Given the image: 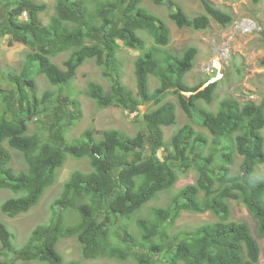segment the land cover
<instances>
[{
	"label": "trees",
	"instance_id": "16d2710c",
	"mask_svg": "<svg viewBox=\"0 0 264 264\" xmlns=\"http://www.w3.org/2000/svg\"><path fill=\"white\" fill-rule=\"evenodd\" d=\"M4 1L6 22L0 35H8L10 45L21 42L31 51L20 72L0 74L12 84L0 87L6 106L0 114V190L18 194L2 202V212L15 217L37 205L57 181L58 170L69 155L88 157L92 170L72 173L51 206L49 221L38 224L24 244L17 245L12 231L0 221V256L4 257L0 264L20 260L81 264L64 261L58 249L64 237H76L85 259H133L135 264H262L250 226L232 219L230 200L247 207L264 235V176H255L264 163V102L241 104L228 97L221 100L217 111L201 107V101L215 100L222 78L190 85L185 77L194 68L199 48L191 45L181 55L172 54L166 48L171 40L168 24L141 5L142 0H55V12L47 24L40 15L45 3ZM200 3L204 13L190 18L177 5L169 17L179 27L198 30L208 29L211 18L222 26L234 21L231 13L211 0ZM25 11L28 18L21 19ZM119 19L122 23L117 26ZM142 32L152 37L154 44L148 46ZM119 41L140 51L134 68L136 92L123 82ZM63 52L69 57L61 67L52 57ZM89 60L113 78L110 90L90 81L88 95L101 108L120 106L135 111L140 104L151 103L153 108L143 115L148 131L139 130L131 136L113 128L103 130L97 138L93 130H86L78 139L68 138V127L82 116L73 81L78 68ZM260 64L264 66V58ZM38 74L58 88L40 94ZM151 76L159 81L154 90ZM62 92L70 96L68 110L63 115L54 113L51 122L44 123L47 134H29V122L42 120ZM169 92L176 95L192 120L209 130L211 139L187 123L169 142L165 140L164 127L177 122L176 104L166 100ZM5 142L23 154L26 169L11 166L12 155ZM147 142L152 147L149 156L144 152ZM236 153L243 160L239 170L232 172ZM188 169L198 172L196 182L183 186L167 206L155 207L151 217L137 218L139 233H135L129 220L159 193L172 189L178 171ZM106 198L101 212L100 202ZM208 210L216 216L215 221L170 234L183 211ZM72 214H77V219L68 223ZM173 238L178 241L168 246Z\"/></svg>",
	"mask_w": 264,
	"mask_h": 264
},
{
	"label": "rangeland",
	"instance_id": "374dc122",
	"mask_svg": "<svg viewBox=\"0 0 264 264\" xmlns=\"http://www.w3.org/2000/svg\"><path fill=\"white\" fill-rule=\"evenodd\" d=\"M39 3H45L46 9L41 12L43 23L47 24L50 17L55 12V0H35ZM216 6L228 11L234 17V21L228 26H222L214 19L208 29L198 30L188 26L179 27L173 21L169 14L180 5L184 13L192 18L198 14L204 13L200 0H163V3L157 4L154 0H142L141 5L146 7L149 12L162 18L169 26L171 33L170 43L166 48L172 53L181 55L183 51L191 45L199 48V53L194 62V68L186 74V81L190 85L199 84L208 78L209 82L222 78L220 81L216 98L212 103L201 101L199 105L211 111H217L220 102L224 98H232L243 104L247 101H253L257 104L264 102V66L260 60L264 58V0H211ZM6 5L4 0H0V29L6 22ZM122 23L117 20L116 25ZM244 27V28H243ZM143 33V32H142ZM147 38V45L154 44L152 37L143 33ZM103 39V35L101 36ZM9 36L0 35V74L7 75L9 72H20L26 60V55L31 51L30 47L24 43L15 42L9 44ZM118 50V59L121 64L123 82L136 92V79L134 74L135 60L140 54L137 49L125 46L121 41ZM224 45V46H223ZM223 46V47H222ZM69 57L68 52L60 53L52 60L63 67V62ZM221 57V62H217L218 67L213 63ZM221 75V76H220ZM112 75L108 71H103L93 60L86 61L77 70V75L73 81L74 95L81 103L82 116L67 129V136L70 140L78 139L86 130H93L97 138L101 137V132L106 129H119L129 135H135L139 130L148 131L144 120V113L153 108L151 103L140 104L135 111L122 108L120 106H109L101 108L97 102L92 99L88 93V83L97 81L103 85L106 90H110L112 84ZM37 89L40 94L46 90H56L58 87L50 83L43 74H38ZM159 85L155 76H151L150 87L154 90ZM207 85V83L205 84ZM204 85V86H205ZM0 87L10 88L12 84L5 79L0 78ZM189 94V93H186ZM56 104L50 111L44 113L43 118L37 122H29V134L45 135L48 126L54 118V113L64 114L70 106V96L66 92L60 93L55 97ZM166 100H171L176 104L177 122L173 126L164 127L165 140L170 141L171 137L182 126L191 123L197 131L203 132L210 139L211 133L200 123L192 120L180 106L175 94L169 92ZM5 103L0 97V114L4 112ZM18 110V107H15ZM11 114V113H10ZM8 116H11V115ZM264 134V129H263ZM12 155L11 166L16 170L26 169L23 154L11 148L5 142ZM151 144L148 142L144 147L145 156L151 155ZM243 157L236 153L235 161L232 165V172L239 170ZM81 170L90 172L92 167L89 158L81 159L67 156L64 165L58 170L57 181L50 186L40 202L29 211L21 213L15 217L4 214L1 210V204L9 197L18 195L10 189L0 190V221L7 224L14 234V241L17 245L24 244L31 234V231L41 223H46L52 216V204L62 192L64 183L69 179L73 172ZM179 179L175 186L166 192L159 193L154 199L145 206L131 219L129 224L135 233L138 232L136 219L141 217H151L155 207L167 206L171 198L185 185L195 183L198 172L195 169L187 171H178ZM257 178L264 176V163L259 165L255 173ZM202 198V196H201ZM104 201V202H103ZM232 207V219L246 222L256 238L260 247V261L264 264V235H260L258 221L253 217L247 207L240 201L230 200ZM101 212L107 205V198L100 202ZM102 213H100L101 215ZM77 219V214H72L68 223ZM217 218L212 211L191 212L183 211L170 234H175L182 229L191 230L194 227L208 221H215ZM124 222L125 220L122 219ZM177 238L169 239L168 246L176 243ZM58 249L64 256V261L69 262L78 260L81 264H135L133 259L118 260L110 258H83L81 245L76 237H64L60 240ZM0 259H4L0 256ZM12 261V257H9ZM17 264H50L38 260L18 261Z\"/></svg>",
	"mask_w": 264,
	"mask_h": 264
},
{
	"label": "clouds",
	"instance_id": "9594fccd",
	"mask_svg": "<svg viewBox=\"0 0 264 264\" xmlns=\"http://www.w3.org/2000/svg\"><path fill=\"white\" fill-rule=\"evenodd\" d=\"M20 18H21V19H27V18H28V16H27V12H26V11L23 12L22 15L20 16ZM211 19H212V18H211ZM210 21H211V20H210ZM20 43H21V42H20ZM219 59H221V57H219L217 60H215V62H216V63L219 62V64H220L221 61H219ZM215 62H214V63H215ZM214 63H213V65H214ZM217 65H218V64H217ZM158 156L161 157V150L158 151Z\"/></svg>",
	"mask_w": 264,
	"mask_h": 264
},
{
	"label": "built area",
	"instance_id": "2783aa9c",
	"mask_svg": "<svg viewBox=\"0 0 264 264\" xmlns=\"http://www.w3.org/2000/svg\"><path fill=\"white\" fill-rule=\"evenodd\" d=\"M219 61H221V59H219ZM214 66H215V67H218V65H217V63H216V62L214 63Z\"/></svg>",
	"mask_w": 264,
	"mask_h": 264
},
{
	"label": "bare ground",
	"instance_id": "6f19581e",
	"mask_svg": "<svg viewBox=\"0 0 264 264\" xmlns=\"http://www.w3.org/2000/svg\"><path fill=\"white\" fill-rule=\"evenodd\" d=\"M243 28H244V27H243ZM223 46H224V45H223ZM223 46H222V47H223ZM220 76H221V75H220Z\"/></svg>",
	"mask_w": 264,
	"mask_h": 264
}]
</instances>
